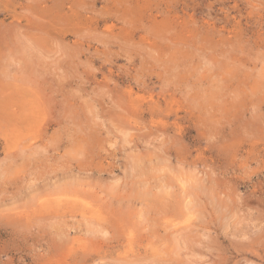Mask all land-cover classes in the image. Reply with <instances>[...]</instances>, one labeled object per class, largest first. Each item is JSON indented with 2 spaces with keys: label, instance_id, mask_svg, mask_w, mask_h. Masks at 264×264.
<instances>
[{
  "label": "rangeland",
  "instance_id": "rangeland-1",
  "mask_svg": "<svg viewBox=\"0 0 264 264\" xmlns=\"http://www.w3.org/2000/svg\"><path fill=\"white\" fill-rule=\"evenodd\" d=\"M0 264H264V0H0Z\"/></svg>",
  "mask_w": 264,
  "mask_h": 264
},
{
  "label": "bare ground",
  "instance_id": "bare-ground-1",
  "mask_svg": "<svg viewBox=\"0 0 264 264\" xmlns=\"http://www.w3.org/2000/svg\"><path fill=\"white\" fill-rule=\"evenodd\" d=\"M6 10H7V9H6ZM6 12H8V11H6ZM5 14H6V13H5ZM17 22H18V21H17ZM14 24H15V23H14ZM14 24H13V25H14ZM18 24H19V23H18ZM39 24H40V23H39ZM41 24H42V22H41ZM14 26H15V25H14ZM17 26H18V25H17ZM4 27H5V26H4ZM42 29H43V28H42ZM40 30H41V29H40ZM43 30H44V29H43ZM27 47H28V46H27ZM23 48L25 49L26 47H23ZM24 49H23V50H24ZM30 52H31V51H30ZM31 53H32V52H31ZM25 54H26V53H25ZM25 56H26V55H25ZM31 59H33V58H31ZM24 60H25V59H24ZM27 60H28V58H27ZM38 60H39V59H38ZM16 62H17V61H16ZM28 63H29V62H28ZM26 65H27V64H26ZM33 65H34V64H33ZM30 67H31V66H30ZM34 68H35V67H34ZM9 73H10V72H9ZM23 74H24V73H23ZM214 75H215V74H214ZM160 186H161V185H160ZM164 189H165V187H164ZM162 192H164V191H162ZM143 193H144V194H143ZM143 193H141V195H142V194L145 195V196H146V195H147V196L149 195L147 192H143ZM151 193H152V192H151ZM162 194H163V193H162ZM158 196H160V194H159ZM164 196H165V195H164ZM164 196H163V197H164Z\"/></svg>",
  "mask_w": 264,
  "mask_h": 264
}]
</instances>
